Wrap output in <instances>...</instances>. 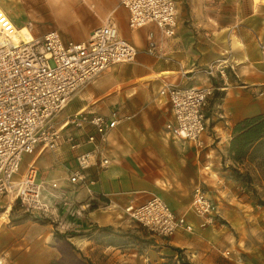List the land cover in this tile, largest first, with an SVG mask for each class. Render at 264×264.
<instances>
[{
    "label": "crops",
    "instance_id": "0c3cea01",
    "mask_svg": "<svg viewBox=\"0 0 264 264\" xmlns=\"http://www.w3.org/2000/svg\"><path fill=\"white\" fill-rule=\"evenodd\" d=\"M68 4L76 17L71 35L75 40L87 39L109 17L120 35L135 45L137 53L133 62L111 66L95 77L96 88L109 80L110 87L79 94L82 102L70 113L85 110L108 115L116 110L120 116H129L120 121L104 143L109 164L97 171L90 169L95 179L89 186L91 195L85 188L71 184L67 173L75 154L89 150L90 143L76 149L63 143L53 150H37L26 161L34 162L47 202H56L60 207V227L83 233L104 228L111 233H143L148 244L137 253L142 256L152 248L145 259L151 264H160L169 255L175 257L174 249H179L190 264H235L232 255H224L227 260L220 256V233H215L223 219L219 210L218 223L201 227L199 218L188 210L187 200L196 184L204 188L213 183L219 164L230 160L228 146L234 125L264 114V0H249L247 10L238 9L235 14L225 0H176L178 22L175 34L169 38L161 37L154 26L130 30L128 12L120 0H71ZM9 17L13 18L11 14ZM148 31L161 41V58L145 51ZM217 59H226L234 70H228L224 80H213L222 89L215 90L204 106L203 147L182 145L166 132L170 111L166 98L158 92L164 84H207V77L198 69ZM91 132L87 128L75 134L83 139ZM53 183L57 188L52 187ZM257 186L264 190V177ZM153 196L163 199L176 214H183L192 230L157 237L123 213L129 203H143ZM63 200L74 206L66 208ZM93 200L99 207L85 209ZM11 210L4 211L7 219L11 218ZM258 212L257 218L264 222V207ZM239 263L248 264L245 260Z\"/></svg>",
    "mask_w": 264,
    "mask_h": 264
},
{
    "label": "built area",
    "instance_id": "2783aa9c",
    "mask_svg": "<svg viewBox=\"0 0 264 264\" xmlns=\"http://www.w3.org/2000/svg\"><path fill=\"white\" fill-rule=\"evenodd\" d=\"M120 4L128 12L130 30L154 26L161 37L175 34L176 0H120ZM24 27L26 32L19 33L20 28L0 6V194L18 200L31 214L46 216L53 214L54 207L43 194L34 162L27 163L21 171L23 155L53 150L63 143L70 149L90 143L89 150L75 154L67 173L71 184L85 188L91 195L89 186L95 179L90 169L97 171L109 164L104 143L120 121L129 116H120L116 110L108 115L77 111L61 120L58 116L74 94L102 71L133 62L137 49L120 35L109 17L85 40L66 38L54 28L40 32L33 30L32 24ZM160 43L154 32L148 31L145 51L161 58ZM228 70H234L233 65L226 59H217L198 69L207 77V84L187 87L164 84L160 88L158 93L166 98L170 111L165 129L172 138L185 146L203 147L204 106L215 90L222 89L213 80H224ZM87 128L92 132L83 139L75 134ZM52 187L57 188L56 183ZM69 202H64L66 208L74 206ZM89 207L90 202L85 209ZM190 210L199 218L201 227L218 223L217 205L201 184L192 190ZM123 213L160 237L191 231L193 227L183 214H176L158 196L139 204L129 203ZM223 254L231 255L228 250Z\"/></svg>",
    "mask_w": 264,
    "mask_h": 264
},
{
    "label": "rangeland",
    "instance_id": "374dc122",
    "mask_svg": "<svg viewBox=\"0 0 264 264\" xmlns=\"http://www.w3.org/2000/svg\"><path fill=\"white\" fill-rule=\"evenodd\" d=\"M70 1L0 0V6L8 16H13L17 28L28 24L40 32L54 28L64 37L74 39L71 35L76 17L68 4ZM248 1L225 0V3L235 14L238 9L239 12H245L249 6ZM93 80L74 94L59 114V120L64 119L73 107L82 102L79 94L82 96L86 91H102L110 87V80L98 88L94 86ZM256 155L257 152L252 150L240 161L226 159L219 164L213 183L204 186L207 195L223 216L219 231L215 232L220 233V256L227 260L223 252L230 250L235 264H241L240 260L248 264H264V222L257 218L261 213L258 210L264 207V190L257 186L261 177H264V160ZM30 157L28 154L23 155L21 171ZM9 206L12 208L9 215L11 218L7 219L4 211L10 209ZM53 207V214H31L18 200L0 194V264H151L149 260L145 262V259L152 248L146 249L142 256L138 254L148 244L142 237L143 233H83L64 230L60 227V207L56 202ZM188 210L191 211L190 205Z\"/></svg>",
    "mask_w": 264,
    "mask_h": 264
},
{
    "label": "trees",
    "instance_id": "16d2710c",
    "mask_svg": "<svg viewBox=\"0 0 264 264\" xmlns=\"http://www.w3.org/2000/svg\"><path fill=\"white\" fill-rule=\"evenodd\" d=\"M233 135L228 146V155L234 161L245 158L249 152L256 151V157L264 160V114L244 118L233 127ZM96 200L90 202V209L98 208ZM106 230V231H105ZM103 232H111L104 228ZM74 235V234H73ZM176 256L169 255L160 264H190L179 249H174Z\"/></svg>",
    "mask_w": 264,
    "mask_h": 264
},
{
    "label": "bare ground",
    "instance_id": "6f19581e",
    "mask_svg": "<svg viewBox=\"0 0 264 264\" xmlns=\"http://www.w3.org/2000/svg\"><path fill=\"white\" fill-rule=\"evenodd\" d=\"M19 33H25L26 32V28L23 26V27H20Z\"/></svg>",
    "mask_w": 264,
    "mask_h": 264
}]
</instances>
